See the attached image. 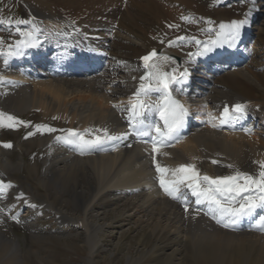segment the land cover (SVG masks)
I'll use <instances>...</instances> for the list:
<instances>
[{
	"label": "bare ground",
	"instance_id": "6f19581e",
	"mask_svg": "<svg viewBox=\"0 0 264 264\" xmlns=\"http://www.w3.org/2000/svg\"><path fill=\"white\" fill-rule=\"evenodd\" d=\"M184 2L191 4V0ZM21 3L25 16L33 14L39 20L14 25L17 38L1 48L9 49V45L15 46L17 41L25 39V33H35L36 46L30 56L32 61L22 66L31 75H22L18 86H4L0 91V112L5 114L0 125V181H3L0 203L6 204L13 191L9 187H14L27 209L8 207L10 216L23 224L30 221L28 211L33 207H44L43 213L52 212L60 225L70 224L78 232V235H73L71 231H59L60 234H69L71 240L83 235L88 248V264H95V253L108 230L103 221L108 217L119 224L128 221V224L143 229L142 232L148 229L158 242L150 254L158 257L162 264H187L190 260L198 264H264V230L256 224L257 218L250 219L248 224L240 221L236 231H230L217 225L209 205L197 203V198L186 186L187 182L179 185L182 194L179 199L158 188L153 170L152 143L139 140L137 143L134 142L137 136H129L127 143L116 153H94L92 148L96 145L82 153L78 145L56 142L58 136H70L69 129L85 133L87 139L93 138V133L103 135L98 129L106 128L113 135L131 130V114L127 111L129 98L144 81L141 80L143 76L138 79L124 76L128 72L127 64L132 63L134 57L117 53L115 47L119 40L129 45L140 43L145 50L133 56H140L153 47L125 24L129 18L136 17L134 12L138 6H148L149 0H21ZM163 3L160 4L166 8L167 4ZM46 17L68 18L72 27L61 30L57 35L58 41L41 52L40 42L45 37L52 39L42 25ZM188 21L194 22L196 18ZM232 21H221L219 31L211 33L209 39L223 45L213 46L212 54L219 56L223 48H238L241 38L249 32V26L245 24L235 44L218 35L226 31L220 25H228ZM22 25L31 29H21ZM5 26L7 23H2L0 31ZM54 46L58 51L51 49ZM200 49L203 51L202 47H196L190 56L178 48L163 46L162 57L153 63L160 71L164 68L173 70L176 69L175 57L170 53L180 55L183 67L192 71L197 83L187 106L196 114L197 124L192 125L191 131L177 144L159 146L157 164L169 169L161 173L169 182L171 177L177 179L174 170L181 164L195 165L201 175L219 177L231 175L235 169L256 173L259 165L255 162L264 161V128L257 129L250 122V117L255 114L264 119L262 101L244 96L223 82L232 75H241L264 84L249 67L245 59L246 50H243L242 61L237 57L232 60L224 58L205 67L201 64L207 55H196ZM97 50H101L103 55L95 62L92 55ZM86 54L89 57H85ZM78 59L88 62L87 70L81 74L75 73ZM137 61L139 63V57ZM2 62L0 58V71H8L2 67ZM236 103L245 106V115L239 120L223 123L219 112L225 105L232 110ZM21 113L29 119L37 117L42 122L39 127L23 134L20 131L24 121L17 117ZM8 116L15 117V120L10 121ZM10 123L14 126L8 127ZM222 125L236 128L228 130ZM6 127L16 133L17 142L7 136ZM49 128L55 131H48ZM8 144L11 147H6ZM24 153L29 154L26 160ZM23 165L29 178L25 182L27 189L19 188L11 180L14 175L9 172ZM48 186L53 188L54 197L46 189ZM74 213L80 216L75 217ZM80 221L82 225L79 227ZM3 227L11 232L9 218H0V264H20L18 241L8 237ZM34 232L41 239L50 237L48 231ZM127 256L133 260L130 250ZM140 257L143 256L140 255L136 262Z\"/></svg>",
	"mask_w": 264,
	"mask_h": 264
},
{
	"label": "rangeland",
	"instance_id": "374dc122",
	"mask_svg": "<svg viewBox=\"0 0 264 264\" xmlns=\"http://www.w3.org/2000/svg\"><path fill=\"white\" fill-rule=\"evenodd\" d=\"M158 1L159 0H149L148 6H138V9L134 12L136 17H134V19L128 17L129 20L125 23L129 28L137 32L144 42L149 43V45L153 44L161 46L163 43L166 44L171 41L175 35L184 36L187 33H190L202 36L204 32L203 27L196 23L199 15L206 17L205 19L207 20V24L214 27H216L218 20L221 18L217 25L218 27L214 30L216 33L219 31L218 29L221 21L226 23L224 20H232L234 17L244 16L249 10V5L246 0H241V2L240 0H191V4L189 5L183 4L186 3L184 0L159 1L161 4L163 2L167 4L169 1V4L165 7L171 10L173 9V11L166 10V8H164ZM174 1L179 2V5L176 6ZM125 2H127V0H125ZM164 3L163 5H165ZM259 5L261 10L259 13L260 16L257 21H254L253 38L248 45V50L252 53V57L247 61V63L264 82V0H260ZM181 8L186 10L190 9L192 12L198 13L196 15L193 14L191 17V19L196 18V21H188V24L184 23L182 15H186L185 13L188 14L190 11L184 13ZM24 10L25 8L21 3V0H0V18L3 17L6 20L13 21L23 19L21 14L24 15ZM173 20H179L180 24L175 29L173 27H169V25L176 23ZM164 21L173 22H168L164 25ZM203 24L206 25L205 23ZM45 25L46 29L54 35L56 34L54 32L56 29L62 30L63 28L72 27L70 19L63 17H46ZM168 29L172 31H169ZM214 31L212 33H214ZM208 34L211 38L212 34ZM8 37L10 39L16 37L13 30L1 32L0 38L3 40V43L1 44L2 46L4 43L10 42ZM119 41L115 47L116 52L119 54L133 57V55L141 53L145 50L140 43L129 45V43H125L122 40ZM163 46L169 47L172 45ZM192 47V45H188L183 48L178 46L173 48L187 51ZM126 69L127 71H130L124 74L125 77L127 76L126 78L129 77L128 79H130L134 75L136 77L138 76V71L136 70L134 62L127 64ZM223 82L228 84L231 88L233 87L244 96L261 100L264 105V84H259L252 78H245L241 75H232L223 80ZM26 116L27 115L24 113L17 116L20 117L21 120H24V122L25 119H27L26 123L23 125V129L20 131L21 133H27L30 129H34V127L39 126V123L42 122V120L37 117L29 119ZM7 128L8 127L5 128L7 136L11 138L13 142H16V133ZM23 155L25 160L28 159L29 154L24 153ZM9 172L11 175H14L11 180L15 181L19 188H26L25 182L28 181L29 178L25 173L24 165L21 166V168L18 167V169H11ZM9 188H13V191L9 194L6 204L0 203V215L10 219V227L12 225L11 232H8L5 228H3V232L7 233V236H10L12 240L18 241L21 250L18 254L19 260L21 261L20 264H88V248L85 247L83 235L80 234L79 237L76 236L74 240H71L72 238H69V234H60L59 231H71L73 235H76L78 232L74 230L70 224L60 225L52 212L43 213L42 210H45L44 207L37 206L33 207L31 211H28L29 222L21 224L15 218H12L9 212H7L8 207L24 208L26 204L23 203V198L21 199L17 197V188ZM48 188L49 186L46 187V189L50 190L49 192L51 193V196H53V188H51V186V189ZM39 201L40 200L37 199V202ZM65 204L67 205V203H64L63 205L65 206ZM24 210L26 211L27 209L24 208ZM73 215L75 217L80 216L78 213H74ZM111 220L112 219H109L108 217V219L103 221L107 225L106 227L108 230H106L105 234L102 236L99 249L95 253V264H162L158 262V257L155 255L151 256L150 254L158 242L156 241V237L150 234L148 229H144V232H142L143 229H138L134 227L133 224H128V221H122V223L119 224ZM34 231H48L50 237L48 239H41L40 237H37L39 235ZM128 250L131 251L133 256V260L131 261L127 256ZM159 254L160 252H158V255ZM140 255L143 257H140V260L136 262V259ZM187 264L198 263L190 260Z\"/></svg>",
	"mask_w": 264,
	"mask_h": 264
},
{
	"label": "snow or ice",
	"instance_id": "6c2138e0",
	"mask_svg": "<svg viewBox=\"0 0 264 264\" xmlns=\"http://www.w3.org/2000/svg\"><path fill=\"white\" fill-rule=\"evenodd\" d=\"M8 23L12 25L16 23H31V21H13L0 19V24ZM248 23L247 19L232 21L228 25L221 24V29L226 31L221 32L218 35L224 36L225 40L235 44L240 38L242 27ZM172 27V25H169ZM19 32V28L17 27ZM39 29H36L38 32ZM25 39L16 42L15 46L9 45V49L13 51L9 52V55H22V49L27 47L36 46L35 33H25ZM179 41H183L186 38L177 37ZM195 43L201 45L203 51H198L196 55H205L212 51L213 46L218 45L216 40L199 41L194 37L192 38ZM3 43L0 38V44ZM169 45L172 41L168 42ZM190 56L193 54H189ZM157 56V52L153 50L150 54L143 56L141 59L145 62L149 71L145 77H141V80L151 79L155 81L153 84L141 83L139 90L133 94V98L130 100L129 108L131 110V117L129 127L140 136H152L153 152H159V144L166 143L168 140L179 139L180 129L184 127L186 117L188 116V110L178 101L171 98V87L173 85H181L188 76L187 69L182 73H177L176 69L172 72H161L157 65L149 63L154 57ZM168 59V58H165ZM7 63V61H5ZM0 78V83H4ZM11 83V82H9ZM152 91H159L163 93L161 100L156 103H148L142 99V96H147ZM151 111H158L163 121L160 123H146V113ZM4 113L0 112V125L3 123ZM245 115V106L236 103L232 106V110L225 105L222 113V122L227 123L232 120H239ZM8 119L15 120V117L8 116ZM23 123V122H20ZM13 124H9L8 127H13ZM214 127L216 125H213ZM39 127V126H37ZM142 129H146L143 131ZM248 131V129H245ZM48 131H55L49 128ZM70 133L68 137H58L68 144H75L80 147L81 152L91 146L101 144L105 140H119L127 138L129 132H124L119 135L109 134L108 130L98 129V132H102L103 135H97L93 133V138L87 139L85 133L78 132L75 129L67 130ZM91 131V130H86ZM33 133H29L32 135ZM6 147H11L10 144ZM217 161H213L216 163ZM259 165V170L256 173L244 172L239 169H235L233 174L227 176L210 177L208 175H201L193 164H181L174 170V174L177 175V179L171 182L166 181L163 176L160 177V184L163 187L165 193L174 199L181 198L180 184L187 182V188L191 189L192 195L196 196L197 203L207 202L213 212V218L217 219L218 223H222L224 227H233L237 225L243 218L256 216L258 209H264V161H256ZM228 167H233L228 165ZM156 169L159 173H165L169 171L167 168L156 165ZM3 191V181H0V192ZM23 195V194H21ZM187 200L184 199L185 211H187ZM256 224L264 230V215H259L256 219Z\"/></svg>",
	"mask_w": 264,
	"mask_h": 264
}]
</instances>
